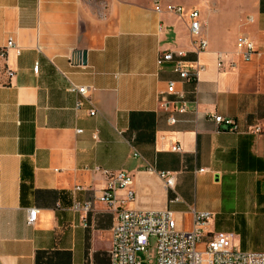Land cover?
<instances>
[{"label":"crops","instance_id":"1","mask_svg":"<svg viewBox=\"0 0 264 264\" xmlns=\"http://www.w3.org/2000/svg\"><path fill=\"white\" fill-rule=\"evenodd\" d=\"M167 6L198 12L203 52ZM240 38L264 50V0H0V49L13 42L0 56V264H109L114 213L97 197L116 172L132 177L127 208L173 211L189 231L192 207L211 215L206 238L264 252V55L242 60Z\"/></svg>","mask_w":264,"mask_h":264},{"label":"built area","instance_id":"2","mask_svg":"<svg viewBox=\"0 0 264 264\" xmlns=\"http://www.w3.org/2000/svg\"><path fill=\"white\" fill-rule=\"evenodd\" d=\"M166 10L178 16L185 13L179 6H167ZM185 14L189 19V35L194 52L201 53L206 49L207 42L200 35L198 12L190 10ZM12 46V40L8 39L0 49V56L2 52ZM237 53L242 60L249 61L254 56L264 55V50L255 48L251 42L240 38L237 43ZM176 55L180 57L182 54L176 53ZM166 62H173L172 53L166 52L157 60L158 65ZM173 64V71L178 73L181 79H188V72L181 69V63L176 61ZM216 65L219 69L223 66L221 53L216 54ZM32 70L36 73L37 65ZM7 74L8 76L12 75L9 70ZM71 90L81 96H84L87 91L86 88L75 86H72ZM166 93L176 94L173 82L167 84ZM169 104V102H164L163 107L167 109ZM176 111L178 113L186 112L184 102H180ZM89 115H94V112L89 111ZM210 119L216 125L224 126L227 131L236 130L235 122L231 118L212 114ZM175 122L174 117L168 118L169 125H173ZM170 150L181 152L180 146L176 144H171ZM132 155L137 156V153L134 152ZM105 175L107 178L106 187L99 192L97 199L114 213V223L110 230L109 264H264V252H249L236 248L233 245L231 234L218 232L212 233L206 238V226L211 219L209 213L196 212L192 207H189L191 228L189 231H183L173 211H141L127 208L126 205L135 200L132 177L122 172ZM160 177L167 186H172L171 176L160 173ZM121 190L125 192L124 197L117 198L116 192ZM178 200L179 198L176 196L173 201ZM73 210L86 213L91 210V206L89 202L75 203ZM35 219L36 210H28L26 224L32 226ZM150 238L154 239L155 253L153 256L150 255L147 263H144L140 255L145 253L149 247Z\"/></svg>","mask_w":264,"mask_h":264},{"label":"rangeland","instance_id":"3","mask_svg":"<svg viewBox=\"0 0 264 264\" xmlns=\"http://www.w3.org/2000/svg\"><path fill=\"white\" fill-rule=\"evenodd\" d=\"M185 2H190L192 0H184ZM199 11L202 13L203 10L202 8L199 9ZM155 253V242L153 238H150L149 240V247L147 248L146 252L141 254L140 257L143 260L144 263H147V261L149 260L150 255H154Z\"/></svg>","mask_w":264,"mask_h":264},{"label":"water","instance_id":"4","mask_svg":"<svg viewBox=\"0 0 264 264\" xmlns=\"http://www.w3.org/2000/svg\"><path fill=\"white\" fill-rule=\"evenodd\" d=\"M81 63L82 64L85 63V55H84V53L81 54Z\"/></svg>","mask_w":264,"mask_h":264}]
</instances>
